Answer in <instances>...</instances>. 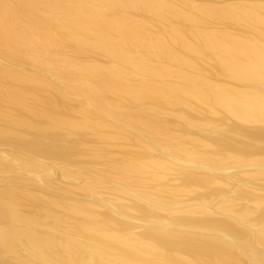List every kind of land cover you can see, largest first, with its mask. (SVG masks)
<instances>
[{
    "label": "bare ground",
    "instance_id": "bare-ground-1",
    "mask_svg": "<svg viewBox=\"0 0 264 264\" xmlns=\"http://www.w3.org/2000/svg\"><path fill=\"white\" fill-rule=\"evenodd\" d=\"M0 147V264H264V0H0Z\"/></svg>",
    "mask_w": 264,
    "mask_h": 264
},
{
    "label": "rangeland",
    "instance_id": "rangeland-1",
    "mask_svg": "<svg viewBox=\"0 0 264 264\" xmlns=\"http://www.w3.org/2000/svg\"><path fill=\"white\" fill-rule=\"evenodd\" d=\"M1 148H4V147H0V152H6L5 148L4 149H1ZM73 179V178H72ZM75 179V178H74ZM78 179V177H77Z\"/></svg>",
    "mask_w": 264,
    "mask_h": 264
}]
</instances>
